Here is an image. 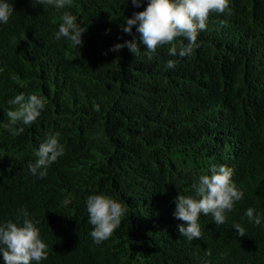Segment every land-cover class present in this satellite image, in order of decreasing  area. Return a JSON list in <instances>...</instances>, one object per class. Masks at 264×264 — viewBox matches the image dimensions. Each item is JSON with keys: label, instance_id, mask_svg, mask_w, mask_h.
Instances as JSON below:
<instances>
[{"label": "trees", "instance_id": "obj_1", "mask_svg": "<svg viewBox=\"0 0 264 264\" xmlns=\"http://www.w3.org/2000/svg\"><path fill=\"white\" fill-rule=\"evenodd\" d=\"M10 2L14 12L0 23V224H22L21 209L39 221L48 255L31 264H264V0H229L230 14L210 13L191 57L170 56L166 45L151 60L136 26L131 35L121 26L148 0H72L59 10ZM65 11L86 29L82 45L54 40ZM133 39L138 54L110 51ZM20 93L45 107L13 136L8 101ZM57 132L64 154L38 178L28 165ZM213 164L233 169L244 196L223 225L201 214L202 238L188 241L176 197L194 196ZM93 194L126 209L100 244L86 209ZM249 207L259 226L244 215Z\"/></svg>", "mask_w": 264, "mask_h": 264}, {"label": "clouds", "instance_id": "obj_2", "mask_svg": "<svg viewBox=\"0 0 264 264\" xmlns=\"http://www.w3.org/2000/svg\"><path fill=\"white\" fill-rule=\"evenodd\" d=\"M141 0H132V4L139 7ZM37 4L52 6L55 9H64L72 5V0H37ZM230 14L229 0H148L147 6L131 17L126 18L122 24V30L131 35L133 26L141 34L142 42L147 46L148 59H152L153 53L160 47L168 45L170 56L181 58L191 57L194 49L199 47L198 35L207 29L210 13ZM14 12L10 0H0V23L7 24ZM58 31L54 33V40L65 38L72 46L82 45V33L86 29L77 23V17L65 11L61 17ZM182 38L187 43H174ZM127 48L131 53L138 54L139 48L135 39L125 40L112 46L110 51L118 52ZM106 54V53H105ZM167 68H174L175 61L168 60ZM2 71V69H0ZM14 79V78H13ZM9 105L16 106L14 110L7 112L9 122L5 128L13 135L19 136L24 132V127L30 126L45 107L43 98L32 94L25 97L24 93L16 95L8 101ZM99 111V106H94ZM60 133L49 136L39 145L35 155V163H30V173L38 178L47 175V168L64 154V145L58 140ZM233 169L223 164L211 165L210 174H201L198 181L193 183L194 196L180 194L176 197L174 217L185 222L178 225L180 235L188 241L201 239L202 231L198 220L201 214L212 216L216 225L226 222V213L234 210V205L239 202L244 192L238 189L233 182ZM86 209L89 223L92 226L90 236L95 244L108 240L114 231L121 225L122 217L126 215L124 206L116 200L104 195L93 194L86 199ZM255 210L249 207L244 215L250 223L259 226L261 216L254 214ZM22 224L8 220L0 224V254L4 264H31L32 261L40 262L47 259L48 245L40 238V232L35 221L29 218V213L21 209ZM237 235L246 236V230L240 224H235ZM211 255V253H207ZM222 256L227 253H222Z\"/></svg>", "mask_w": 264, "mask_h": 264}]
</instances>
